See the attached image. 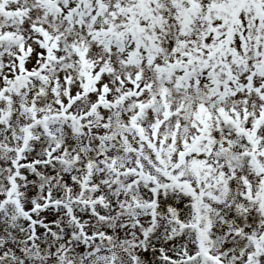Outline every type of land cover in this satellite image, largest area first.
Listing matches in <instances>:
<instances>
[{
	"label": "snow or ice",
	"instance_id": "obj_1",
	"mask_svg": "<svg viewBox=\"0 0 264 264\" xmlns=\"http://www.w3.org/2000/svg\"><path fill=\"white\" fill-rule=\"evenodd\" d=\"M0 264H264V0H0Z\"/></svg>",
	"mask_w": 264,
	"mask_h": 264
}]
</instances>
